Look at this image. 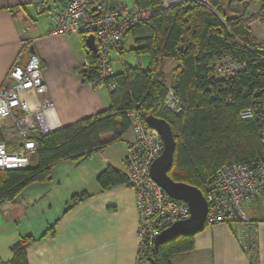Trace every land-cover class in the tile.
I'll list each match as a JSON object with an SVG mask.
<instances>
[{
    "label": "trees",
    "instance_id": "obj_1",
    "mask_svg": "<svg viewBox=\"0 0 264 264\" xmlns=\"http://www.w3.org/2000/svg\"><path fill=\"white\" fill-rule=\"evenodd\" d=\"M100 1L111 4V0ZM132 3L136 10H148L149 17L127 34L135 43L128 52L135 57L147 56V67L124 66L121 73L106 80L115 82L116 90L109 93L110 104L99 114L35 137V167L0 171V204L14 202L31 184L49 182L51 170L59 162L87 157L118 141L130 129V111L136 112L143 125L148 116L170 125L176 148L168 176L203 195L224 164H249L262 156L258 124L239 119L242 110L264 104V44H258L249 30V0H191L168 8L161 7V0ZM78 38L84 58L95 64L96 54L89 50L87 36ZM165 59L179 63L171 86L182 105L179 114L162 106L167 88L161 71ZM226 59L244 64V70L227 79L213 77L211 65ZM89 79L96 80L94 70L84 81ZM106 134H112L113 140L102 143L100 137ZM0 142H4L1 129ZM96 182L108 189L126 185L127 179L107 168ZM50 231L53 233V228ZM194 236L176 237L139 257L149 264H171L174 258L193 250ZM33 241L29 236L21 237L11 248L8 264H27L26 250Z\"/></svg>",
    "mask_w": 264,
    "mask_h": 264
},
{
    "label": "crops",
    "instance_id": "obj_2",
    "mask_svg": "<svg viewBox=\"0 0 264 264\" xmlns=\"http://www.w3.org/2000/svg\"><path fill=\"white\" fill-rule=\"evenodd\" d=\"M65 2L0 0V88L16 62L25 65L36 56L55 106L49 119L57 129L95 116L110 104L108 90L93 89L84 81L80 71L84 52L78 36L48 35L49 12L59 10ZM42 3L46 10L37 11ZM110 3L134 9L132 0ZM129 37L120 52L111 53L115 74L124 66L135 67L124 60V53L134 48H125ZM138 62L143 66L139 57ZM178 66L171 67L167 86H172ZM116 122L120 124L119 119ZM100 140L109 142L113 135H103ZM132 140L129 129L118 141L87 157L59 162L52 168L49 182L31 184L14 202L0 204V264L10 263L11 248L25 236L34 240L26 250L27 264H149L139 257L134 190L125 184L102 189L96 182L107 168L126 175V150ZM36 165L34 157L31 166ZM256 204L259 202L246 208L254 235L243 236L238 224L205 226L195 234L193 250L171 264H264V212Z\"/></svg>",
    "mask_w": 264,
    "mask_h": 264
},
{
    "label": "built area",
    "instance_id": "obj_3",
    "mask_svg": "<svg viewBox=\"0 0 264 264\" xmlns=\"http://www.w3.org/2000/svg\"><path fill=\"white\" fill-rule=\"evenodd\" d=\"M191 0H161V7L181 5ZM46 10L45 4L36 7ZM49 36L93 35L96 62L85 58L81 74L88 79L94 70L96 80H88L93 89L116 90L115 82L105 83L115 73L110 56L121 49L127 34L149 17L148 10L127 9L121 4H104L100 0H66L57 11L49 12ZM251 27V24H249ZM264 44V40L258 41ZM138 66L142 67L141 62ZM212 76L227 79L244 70V64L226 59L211 65ZM162 106L179 114L182 105L167 86ZM55 106L44 82L41 64L31 56L25 65L16 62L0 88V129L12 128L10 144L0 142V171L20 169L31 165L36 152L35 137L48 135L57 128L50 122ZM133 140L126 150V185L134 190L137 207L139 254L154 246L156 236L173 223L189 218L188 206L170 199L150 177L152 163L162 154L163 143L158 133L143 125L136 112H128ZM243 122L258 124V138L264 150V104L249 106L239 113ZM208 205L206 226L238 224L243 236H252L255 226L246 208L264 197V152L249 164L229 163L221 166L205 187Z\"/></svg>",
    "mask_w": 264,
    "mask_h": 264
},
{
    "label": "water",
    "instance_id": "obj_4",
    "mask_svg": "<svg viewBox=\"0 0 264 264\" xmlns=\"http://www.w3.org/2000/svg\"><path fill=\"white\" fill-rule=\"evenodd\" d=\"M242 2L244 0H237ZM89 50L96 53L95 39L93 35L86 38ZM146 125L155 130L163 143L162 154L152 163L150 177L172 200L185 203L189 208V218L173 223L160 232L154 240V248L173 240L179 236H193L205 227L208 213V205L205 197L197 188L184 183L174 182L168 171L173 164L176 143L170 125L153 116H148Z\"/></svg>",
    "mask_w": 264,
    "mask_h": 264
},
{
    "label": "rangeland",
    "instance_id": "obj_5",
    "mask_svg": "<svg viewBox=\"0 0 264 264\" xmlns=\"http://www.w3.org/2000/svg\"><path fill=\"white\" fill-rule=\"evenodd\" d=\"M250 2V7L248 9V15L250 17H252V20L250 21L251 27H250V32L256 37V39L258 41H262L264 40V9L261 8V3L263 2H255L253 0H249ZM264 5V3H263ZM129 7V6H128ZM264 8V7H263ZM128 37V36H127ZM125 37V39L127 38ZM124 39V40H125ZM123 45V44H122ZM133 45L135 46L134 41H132V38L129 37L127 39V42L125 44V48H127L129 50V48ZM122 47V46H121ZM124 60L125 62H127L128 64L132 65V66H136V59L138 57H135L133 54L129 53L128 51L126 53H124ZM139 58L142 60L143 62V68H146L148 65V57L147 56H139ZM173 65H178V63L175 60H171V59H165L163 62V66H162V71L164 72V76L166 81V85L170 84V81L172 79L171 77V67ZM2 131V135L4 138V142L10 144L13 140V135H9L10 132H12V128H7L5 130H1ZM9 131V132H8ZM259 204H256V208H258L261 212H264V197L259 198L258 201Z\"/></svg>",
    "mask_w": 264,
    "mask_h": 264
}]
</instances>
